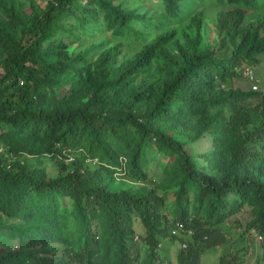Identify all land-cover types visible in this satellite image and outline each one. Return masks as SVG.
Returning a JSON list of instances; mask_svg holds the SVG:
<instances>
[{"label":"trees","instance_id":"obj_1","mask_svg":"<svg viewBox=\"0 0 264 264\" xmlns=\"http://www.w3.org/2000/svg\"><path fill=\"white\" fill-rule=\"evenodd\" d=\"M27 1L25 12L0 0V264H202L244 208L242 232L259 238L264 264V92L231 84L264 52V14L244 21L264 0H155L151 19L112 0ZM200 5L228 6L212 44L201 11L189 15ZM90 24L141 45L118 64L120 42L92 61L88 49L68 53ZM150 28L160 30L146 39ZM205 135L200 165L186 145ZM150 153L167 158L168 211L146 184ZM120 157V175L140 185L114 184ZM176 238L172 262L163 245ZM236 258L223 252L217 264Z\"/></svg>","mask_w":264,"mask_h":264},{"label":"rangeland","instance_id":"obj_2","mask_svg":"<svg viewBox=\"0 0 264 264\" xmlns=\"http://www.w3.org/2000/svg\"><path fill=\"white\" fill-rule=\"evenodd\" d=\"M23 3V10L25 12L29 11V2L27 0H17ZM33 3L37 6H43L46 0H32ZM121 2V8L124 10H132L134 13L141 14L144 19L156 18L161 13V7L159 3L155 0H112L113 3ZM226 5H200L195 6L190 11L189 15H193L194 12L200 10L202 14V22H201V35L203 42L205 43H213L215 40L214 34V24H215V16L219 10H224ZM245 22L253 20L259 16L264 14V8H256L252 10L245 11ZM188 15V16H189ZM189 16V17H190ZM187 17V16H186ZM184 17L182 20H178L176 22H170L165 24V28H179L182 24L186 23L189 19ZM186 18V19H185ZM100 30V31H99ZM160 29L158 28H150L149 36H145L146 39H149ZM77 36L74 41L69 42L67 46V52L71 54H75L84 49H88V57L89 60L92 61L96 58V56L104 51L106 48L115 45L117 42H120V46L117 47V56L115 58L116 63H120L124 59L131 56L141 45L134 40H119L113 39L109 37L108 31H101V28L97 24H90L88 29H85V32L77 31ZM66 39V38H65ZM71 40V39H70ZM258 62L253 65V75L256 79V90L264 92V52L257 56ZM141 75L138 76V78ZM233 86H238L241 88H247L250 86L243 78H237L231 82ZM210 148L209 137L207 135L199 138L198 140L186 145L187 151L191 154V156L200 164H206L205 159L202 154L206 152ZM155 154L150 153L147 154L148 159V167L147 171V179L149 180L146 183L150 188H153L156 193L161 195L166 202V206L164 209L168 211V208L172 199V188L166 187L162 179L161 166L167 161L165 156L158 157ZM43 166L46 169V172L49 176L53 177L56 174V168L53 161L43 160ZM114 179V184L116 185H137L141 184L139 182H133L128 180V178L124 175H119ZM248 218V212L244 208L240 213L235 216L230 217L225 221V229L224 232L226 234V241L216 247L207 249L202 254V264H217V258L219 254L223 252H231L236 255V263L237 264H257L260 248H259V238L255 236L253 233H243V225ZM133 230L134 233L138 235V240H136V245L139 248L145 249L142 242L140 241V237L143 235V228L138 222L135 220L133 222ZM4 232L0 230V235ZM181 236V235H180ZM164 243L163 247L167 246L166 252L168 257L174 262V256L178 249H180L181 242L176 238L172 244ZM4 244L0 243V250L4 249Z\"/></svg>","mask_w":264,"mask_h":264},{"label":"built area","instance_id":"obj_3","mask_svg":"<svg viewBox=\"0 0 264 264\" xmlns=\"http://www.w3.org/2000/svg\"><path fill=\"white\" fill-rule=\"evenodd\" d=\"M251 66H242L239 68V72L241 76L248 82L250 83V88L252 90H256V79L254 78L253 71H252ZM123 164H124V159L123 158H118V166L114 168V173L113 177L114 179H117L116 177L120 175L121 172H123ZM181 228V225L179 223H175L174 227L170 230V235H175L178 233L179 229ZM189 233V231H187ZM133 239H137V235L134 233L133 234ZM181 247H184L183 244H180Z\"/></svg>","mask_w":264,"mask_h":264},{"label":"crops","instance_id":"obj_4","mask_svg":"<svg viewBox=\"0 0 264 264\" xmlns=\"http://www.w3.org/2000/svg\"><path fill=\"white\" fill-rule=\"evenodd\" d=\"M136 234V233H135ZM137 235V234H136ZM138 236V235H137Z\"/></svg>","mask_w":264,"mask_h":264}]
</instances>
